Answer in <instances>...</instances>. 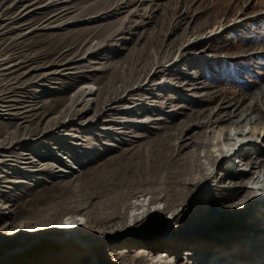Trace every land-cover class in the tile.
Masks as SVG:
<instances>
[{
  "label": "rangeland",
  "instance_id": "obj_1",
  "mask_svg": "<svg viewBox=\"0 0 264 264\" xmlns=\"http://www.w3.org/2000/svg\"><path fill=\"white\" fill-rule=\"evenodd\" d=\"M57 8H70L71 13L55 22L51 16ZM243 30L248 33L241 34ZM223 61L252 73L244 79L249 86L229 87L218 80L211 68ZM0 74H9L6 80L15 87L7 98L14 102L0 105L13 106L10 113L21 114L20 119L0 117V122L16 124L21 133L18 153L42 154L32 160L40 167L54 165L57 178L31 169L27 178L37 182L24 187V178L0 166V263L264 264V203L254 219L246 217L251 208L225 225L220 215L207 218L233 205L228 201L236 194L228 187L241 190L249 182L250 176L237 173L252 172L251 167L237 164L250 155L256 159L252 167L264 161L262 136L258 145L217 171L209 193L201 195L197 187L180 202L167 190L164 196L176 205L174 210L162 218L150 214L135 233L112 234L116 223L80 229L92 236V249L62 242L63 234L58 233L33 238L40 231L61 228L71 218L90 220L85 212L71 209L88 167L122 153L123 159L108 165L91 184L117 173L115 179L126 181L128 189L146 192L148 186L135 185L147 174L149 180L156 175L159 181L173 166L165 153L170 147L174 151L178 142L186 144L190 137L193 145L188 151L195 149L203 157L205 149L194 144L212 137L208 125L198 128L210 114H239L255 104L264 91V0H0ZM90 90L93 95L81 103ZM84 105L90 110L82 115ZM258 112L262 125L264 109ZM248 114L252 120L257 115ZM240 120L230 119L218 128L227 133L247 129L246 121ZM0 130L4 131L1 125ZM15 144L2 153L0 162L10 159ZM24 145L28 150L20 148ZM132 150L140 153L138 158L128 159ZM156 151L169 160L154 155ZM46 184L52 185L45 188L49 191L38 194ZM31 187L29 196L23 195V188ZM158 187L152 185V190ZM242 194L251 197L246 191ZM197 196L192 214L185 206ZM37 197L41 198L36 201ZM153 197L156 201L149 209L163 208V197ZM150 198L137 195L128 204H146ZM173 211H185L186 216L175 221ZM135 213L128 212L127 225ZM17 238L24 243L45 240L20 251Z\"/></svg>",
  "mask_w": 264,
  "mask_h": 264
},
{
  "label": "bare ground",
  "instance_id": "obj_2",
  "mask_svg": "<svg viewBox=\"0 0 264 264\" xmlns=\"http://www.w3.org/2000/svg\"><path fill=\"white\" fill-rule=\"evenodd\" d=\"M70 11H71L70 8H57L56 10L52 11L53 15L51 16V19H53L55 22L60 21L65 18L66 14L67 15L70 14L71 13ZM11 43L13 45L14 41H12ZM7 75L0 74V77H4L3 79L0 80V103H5V104L14 102V101L7 102V98L10 97L12 94V91L10 90L15 89V87H13L12 80H6ZM87 92L88 93H86L85 95H83V97H81V103L86 104V101H88L86 100V98L93 95L91 90ZM15 103H17L18 105L23 104L22 102L19 101H16ZM87 106L88 105H84V107L81 109L82 115L86 114L90 110V107ZM1 107L2 108L5 107L8 109L7 110L0 109V117L4 118V116H12L14 119H20L21 114L10 113V111L14 109L13 106L0 105V108ZM260 107L264 109V91L258 93L255 104L249 107L248 109L244 110V112L241 111L239 114L233 112L230 115H228L229 113L227 112V114L224 115L216 114V116L214 114H210L206 119V124L199 125L198 128L199 127L204 128L205 125L206 126L208 125L211 128V131L209 133L212 134V137L208 138L207 140L206 139L200 141L198 140L199 143L197 142L198 144L197 143L194 144L199 149L200 148L205 149L203 157L199 156L197 150L195 149H193L192 151H188L189 147L193 145V142L191 143L189 142L191 140L190 137L188 142H185L186 144H182L181 141L178 142L174 147L175 148L174 151H172L170 147L168 153H165L170 156L171 160H173L172 161L173 166L165 172L164 176L159 181L156 175H154L153 178L149 180V176L147 174V177L145 179L139 181L136 185L134 184L135 187L136 186L140 187L141 185L148 186L149 188L146 192L144 191L137 192V190L128 189L127 186L128 183L126 181L121 179H115L117 173H115L114 175L108 178H101L100 179L101 182L98 185L91 184L92 180L96 176L100 175L108 165L118 162L120 159H123L122 153L117 156L110 155L111 158L109 159V161L106 160L108 162H102L96 166L94 165L91 168L90 167L87 168L84 166L87 169L84 172V174L81 175V179L82 178L85 179L81 180L82 186L80 191H78L79 189L78 186L80 184L77 186L78 188H76L74 191V194L77 195L78 199L72 202L77 204H74V206L71 209L79 210L80 213L85 212L86 216L89 217L90 220H88L85 223H81L78 220L71 218L66 220L61 228H53L46 232L40 231L41 233L34 234L33 238L38 236L39 237L41 236L49 237L50 235L55 236L58 233V234H63L62 237L60 238L62 242L74 241V243H78V245L82 246L85 249L86 248L92 249L94 247L92 245L93 243L91 242L92 236L83 235L84 233L80 232V229H86L87 227L91 228L92 225H94L95 227H106L108 225L116 223L117 225L111 227L113 230L112 234L123 233V232H126V234L135 233L134 228L138 225H144L149 219L150 214H156L159 218H162L168 211L174 210L176 205H171L168 199L165 198L164 196L166 195L167 190H170L173 196L180 202H185L184 200L188 197L189 193L197 187H199V192L201 195L209 193L208 190L213 187L210 186V184L213 183V181L216 179L217 171L223 168L225 165H228L231 162V159H233V157H237V155H239L240 153H243L249 148H252L253 145H258L257 138L261 136L264 138V123L260 125L261 117L259 114H257L259 113L258 111ZM247 112H251V114L255 112V114L257 115L252 120V118L249 119L250 114L247 115ZM233 118H243V120L240 121L242 122L246 121V126L249 127L247 129L244 128L242 130L240 128H233V130L230 129L228 133L224 128H218V126L219 127H221L222 125L224 126L225 122H228L230 119ZM26 122H28V120ZM92 123H89L88 125H91ZM81 124L84 125L87 123L81 122ZM0 125L3 127L4 130V131L0 130V157H2V153H6L7 150L11 148L10 147L11 144L16 143L15 144L16 146L12 151V155L8 156L10 157V159H8L5 162H0V166L4 168L5 167L10 168V171L12 172L13 175L17 173L20 175L15 178H24L25 179L24 187L28 185H35V183L37 182V181H31L27 178V176L30 173L29 171L31 169H34L37 172L38 171L42 172L46 175H51L52 177H54L52 179L56 181L57 178L54 175L55 172H53V169L55 168L54 165L43 164L40 167V164L39 166H37V163H35V161L32 160V158L35 156L41 159L43 157L42 154L37 153V151L32 152L31 150H28L27 146L25 145L20 146V148L22 147L28 150L29 155L18 153L19 149L17 148H19V146H17V144L19 143L20 140L19 136L21 135L20 130L18 129L19 127H14L17 125L16 124L13 125L11 124V122L9 123L5 122V125L0 122ZM9 129H12V131H10ZM33 131L34 130H31L30 132L27 133H32ZM29 141L32 142L33 140H29ZM34 145L39 147L38 142L37 144ZM133 150H132L133 153L130 154V157L128 156L129 157L128 159L131 158L136 159L139 157L140 153L134 152ZM156 153H158L160 158L162 157L165 160H169L163 154L162 151H156L153 154L155 155ZM255 160L256 159H253V157H251L250 155V157L244 158L241 162L237 164V166L240 167L242 166L251 167L252 172L239 171V173H237V175L241 177H246V175L250 176L249 182L246 184V186H243L241 190L238 187H228V190L231 193L236 194L235 195L236 198L228 201L230 204L233 205L230 206L228 209H226L225 212H223L224 210H220V211L215 210L213 214L207 217L208 219L212 218L213 216L220 215V218L222 220V222H220L221 225H225L231 222H236L237 220H239L240 217L245 215L246 210H248L247 208L252 209L251 213L246 216L248 219H254L256 218V216L261 215L260 207L264 203V173L262 172V170H264V161H261L257 163L256 166L252 167L253 162ZM52 161L57 165H61L59 160L55 158H52ZM0 171L2 170L0 169ZM59 172L62 171L60 170ZM6 177H8L7 174ZM51 184H54V182ZM51 184L50 185L46 184V186L42 188V190L38 192V194L46 193L47 191H49V189H45V188L52 186ZM155 184H157L159 187L157 189L152 190V185ZM61 187H67V185ZM32 189L33 187L26 189L23 188V195L25 194L29 196V193L32 191ZM244 191L250 194L251 197L250 198L243 197L242 193ZM155 194L157 197H159L158 200L161 199L160 197H163L162 200L164 201V207L163 208L157 207L151 210L149 209V206L152 204V202L156 201V198L154 199L153 197ZM137 195H139L140 198L146 196H151V198L146 204L145 203L135 204L134 206L128 204L129 199ZM40 198L41 197H37L36 201ZM198 198L199 196H197L196 199H193L188 205L185 206L186 209L188 208L193 209L192 214L197 210L196 204ZM213 208H218V207L214 206ZM131 210H134L135 212L138 211V213H135L130 217L132 218V224L127 225L126 219L127 217H129L128 212ZM181 213L182 215H180ZM184 216H186L185 211H181L180 213H177V211H173L171 215V217H173V220L175 221L180 220ZM32 240L34 241V239ZM42 240L44 241L45 239L42 238L41 240H37L34 242L28 241L24 243L17 238L15 243L16 245L19 246L17 250L21 251L22 249L31 247L35 243H38L39 241ZM77 240H79V242H77ZM163 247L168 248L169 246L164 245ZM19 254L21 253L15 255L11 254V256H17ZM136 256H139V254H137ZM170 262L166 264H171ZM3 263L4 262H1L0 264ZM156 264H165V263L159 262Z\"/></svg>",
  "mask_w": 264,
  "mask_h": 264
},
{
  "label": "trees",
  "instance_id": "obj_3",
  "mask_svg": "<svg viewBox=\"0 0 264 264\" xmlns=\"http://www.w3.org/2000/svg\"><path fill=\"white\" fill-rule=\"evenodd\" d=\"M248 31L243 30L241 31V34L246 35ZM239 38V36H238ZM241 38V36H240ZM216 73V77L218 80H220L223 84L229 87H246L249 86L244 81V79H250L253 77V74L248 73L246 71H243L241 69L234 68V66L231 65V63L223 61L218 62V65H212L211 68ZM212 78V75H210ZM238 82H241L238 83ZM239 84V85H238Z\"/></svg>",
  "mask_w": 264,
  "mask_h": 264
}]
</instances>
